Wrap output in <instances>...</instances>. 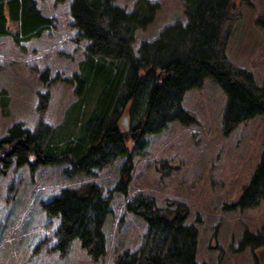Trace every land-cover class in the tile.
Wrapping results in <instances>:
<instances>
[{
	"label": "rangeland",
	"instance_id": "374dc122",
	"mask_svg": "<svg viewBox=\"0 0 264 264\" xmlns=\"http://www.w3.org/2000/svg\"><path fill=\"white\" fill-rule=\"evenodd\" d=\"M35 1L44 16L55 20V27L21 45L12 37H0V92L7 91L10 100L8 113L0 108V138L19 123L33 132L40 122L58 127L78 99L73 77L85 58L87 42L75 41L73 0ZM141 1L115 4L130 13ZM147 1L157 11L153 23L136 32V53L143 41L152 42L166 27L185 25L189 19V0ZM231 16L226 56L234 75L245 81L242 72L250 73L264 89V28L258 25L264 0H232ZM10 28L16 30L14 24ZM226 104L222 87L207 78L200 89L188 91L182 103L194 123L173 122L164 132L146 137L147 149L133 160L128 194L112 195V212L104 226L107 253L98 262L78 239L67 254L62 253L57 237L60 220L49 218L44 205L65 189L89 183L102 186L106 193L114 190L126 159L119 158L93 176L75 177L66 172L68 161L36 170L18 167L16 160L8 169L0 163V264H114L123 252L138 250L147 233V222L127 210L138 194L153 198L159 208L173 203L187 208L186 224L198 230L199 264H264V248L242 245L246 233L264 238V201L251 209L231 208L261 161L264 116L226 132Z\"/></svg>",
	"mask_w": 264,
	"mask_h": 264
},
{
	"label": "trees",
	"instance_id": "16d2710c",
	"mask_svg": "<svg viewBox=\"0 0 264 264\" xmlns=\"http://www.w3.org/2000/svg\"><path fill=\"white\" fill-rule=\"evenodd\" d=\"M231 7L232 0H189L188 22L166 27L156 40L143 41L136 53V32L153 23L154 4L142 0L129 13L115 0L72 1L75 41L87 42L85 58L73 77L78 99L60 126L40 122L33 132L19 123L0 138V163L6 169L13 160L18 167L30 165L33 170L68 161L69 177L93 176L119 158L126 159L114 190L106 193L102 186L89 183L65 189L44 205L49 218L60 220L57 237L63 254L78 239L94 262L106 255L104 226L112 212V195L128 194L133 160L147 149V136L164 132L173 122L194 123L182 106L188 91L200 89L207 78L222 87L227 96L226 132L264 116V89L250 73L242 72L246 79L238 80L226 56L233 29ZM258 25L264 28V17ZM54 27L55 20L44 16L35 0H0V37H12L21 45ZM9 103L7 91H1L5 114ZM263 201L264 151L249 185L231 208L251 209ZM127 210L144 219L148 229L141 247L123 252L114 264H199L198 230L186 224V207L173 203L159 208L153 198L138 194ZM245 236L243 246L264 248L263 237Z\"/></svg>",
	"mask_w": 264,
	"mask_h": 264
}]
</instances>
